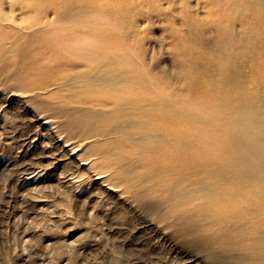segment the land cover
<instances>
[{
  "label": "bare ground",
  "instance_id": "1",
  "mask_svg": "<svg viewBox=\"0 0 264 264\" xmlns=\"http://www.w3.org/2000/svg\"><path fill=\"white\" fill-rule=\"evenodd\" d=\"M152 30L173 72L148 60ZM14 102L48 113L52 146L84 167L76 188L147 208L221 264H264V0H0V134L22 121Z\"/></svg>",
  "mask_w": 264,
  "mask_h": 264
},
{
  "label": "rangeland",
  "instance_id": "2",
  "mask_svg": "<svg viewBox=\"0 0 264 264\" xmlns=\"http://www.w3.org/2000/svg\"><path fill=\"white\" fill-rule=\"evenodd\" d=\"M157 34V30L149 32L146 56L150 63L161 64L163 69L173 72L174 70L167 63V57L159 43L156 42L154 48L148 44L149 41H155V38L158 37ZM5 105L7 108H11V112H16L17 117L20 115L23 117H21L22 124L17 119L18 122H14L16 125L9 123L6 133L0 134V264H65L68 260L75 258L80 251L83 252L76 258L78 264H110L114 260H118L120 264H179L191 260H195L194 264H221L218 257L205 254L198 248L181 243L179 238L157 223L152 212L147 208L120 198L115 192H107V196L97 194L96 187L91 184L86 183L83 187L76 188L77 184L69 182L70 173H83L85 172L84 167L80 165L79 159L71 161L73 155L66 152L63 142L60 141L61 144L57 148L52 146L51 129L40 125L42 121L48 119L46 118L48 113H42L41 119L38 121V112L33 111L32 107L27 104L14 102ZM20 124L21 126L18 127ZM14 129L18 130L19 134L23 132L22 135L28 136L33 132V134H38L37 142H40V147L34 146L36 141L32 143L19 141L17 135L15 136ZM32 139L30 138V140ZM43 144L53 147L50 148V153L42 151ZM65 152L67 155L64 154ZM23 155H26V159L27 157L38 158L40 155H45L49 156L51 161L44 164L38 162L36 167L29 166V160H22L21 156ZM43 166L49 167V172L42 175L36 185L25 182L27 175H31ZM31 218H34L33 221ZM130 224L134 226L132 227ZM153 227L158 229L161 236L165 237L163 242L159 240V243L158 237L156 240L151 238ZM79 233L82 235L80 236ZM154 242L159 243L156 245L158 250L149 254L148 248ZM67 244L68 247H66ZM174 245L179 247V252L172 250Z\"/></svg>",
  "mask_w": 264,
  "mask_h": 264
}]
</instances>
